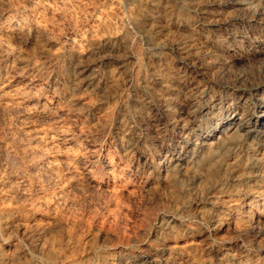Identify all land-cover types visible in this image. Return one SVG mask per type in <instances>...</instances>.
<instances>
[{
	"label": "rangeland",
	"instance_id": "obj_1",
	"mask_svg": "<svg viewBox=\"0 0 264 264\" xmlns=\"http://www.w3.org/2000/svg\"><path fill=\"white\" fill-rule=\"evenodd\" d=\"M231 5L0 0V264H264L263 146L255 155L215 133L195 165H158L161 142L185 134L173 126L198 106L196 86L263 80L264 21ZM62 132L73 145L58 149Z\"/></svg>",
	"mask_w": 264,
	"mask_h": 264
},
{
	"label": "bare ground",
	"instance_id": "obj_2",
	"mask_svg": "<svg viewBox=\"0 0 264 264\" xmlns=\"http://www.w3.org/2000/svg\"><path fill=\"white\" fill-rule=\"evenodd\" d=\"M257 1V0H256ZM227 2V1H226ZM255 2V1H254ZM254 2H248V0H228V3H230V5H239V6H245L246 10H250V14L251 15V20L249 21V23H257L261 20L264 21V2L263 0L259 1L257 4H254ZM222 3V2H221ZM185 4V3H184ZM231 5V6H232ZM247 6V7H246ZM249 14V15H250ZM259 24V23H258ZM192 37V36H191ZM226 44V43H225ZM230 45V44H229ZM227 46V45H226ZM188 45L186 46V43H182L181 45L178 46V50H179V55L180 56H184L183 58L187 59L185 56L188 55L189 57V50H188ZM71 49V48H70ZM232 49V48H231ZM242 49V48H241ZM208 53V52H207ZM206 53V54H207ZM193 55V54H192ZM98 56V55H97ZM233 57V56H232ZM264 58V57H263ZM184 61V60H183ZM226 61V60H225ZM230 62V61H229ZM250 64V63H248ZM229 65V64H228ZM233 65V64H232ZM231 66V65H230ZM229 66V67H230ZM188 67V66H187ZM183 69L181 72H179V75L181 74L180 77H185L188 73L190 74H194V68L193 66L190 65L189 69ZM228 67V66H227ZM222 68V67H221ZM224 68V67H223ZM233 68V67H232ZM235 68V67H234ZM241 68V67H240ZM194 69V70H193ZM233 70V69H232ZM237 70V69H235ZM249 70V69H248ZM243 72L246 70H242ZM251 71H254L253 69ZM226 72V71H225ZM238 72V71H237ZM236 72V73H237ZM239 72H241L239 70ZM238 72V73H239ZM259 73V71H257ZM256 72V73H257ZM261 72V71H260ZM224 73V72H223ZM237 73V75H238ZM245 73V72H244ZM255 73V71H254ZM257 73V77L258 75H262L261 73L258 74ZM247 77L246 78H241L240 75H238L240 78H238L234 84H232L231 86L229 85L224 92H219L218 90L216 91L215 89L212 90V86L211 89L208 86H196V88H194V99L197 103V107L196 109L191 111V115H190V119L189 120H185L179 124H175L173 127H179L181 130H183L185 132V134H183L181 137H179V140H175L173 138H169L168 140H165L164 142H161L160 144V148H159V152L164 154L163 155V160L162 162L158 163V165L161 167L163 173H166L168 171H174V172H179L181 170H185L187 168L185 167H190V165L194 164V160H196L200 154L203 148H207V146L205 145L204 137H208V136H213L215 133L220 134L221 137L227 139V140H234L240 144H244L247 146V151L248 153H254L256 155L257 150L254 148L255 146H263L264 147V76H263V80L261 77V81L260 82H254L253 80V73L250 75L249 73H247ZM234 75V74H233ZM255 75V74H254ZM226 76V75H225ZM243 76V75H242ZM246 76V75H245ZM219 77V76H218ZM256 77V76H255ZM256 77V78H257ZM259 79V78H257ZM196 81V80H195ZM219 81V80H218ZM222 82V81H221ZM197 83V82H196ZM207 83V81H206ZM226 83V82H225ZM35 84V83H34ZM222 84V83H221ZM197 85H199L197 83ZM237 85H239L237 87ZM189 86V85H188ZM29 89V88H28ZM31 89V88H30ZM192 89V88H191ZM26 90V89H25ZM28 91V90H27ZM30 91V90H29ZM28 91V92H29ZM223 91V90H222ZM26 92V91H24ZM189 92V90H188ZM192 92V91H191ZM209 92L211 93H217L216 95H213L210 99V103L207 104L208 98H209ZM4 93V92H3ZM31 93V92H30ZM190 94V93H188ZM22 95L23 92H22ZM29 95V94H28ZM3 96V95H2ZM11 96V95H10ZM16 96V95H15ZM14 96V97H15ZM45 96V95H44ZM191 96V95H190ZM13 97V98H14ZM18 97V96H17ZM20 97V96H19ZM188 97V96H186ZM3 98V97H2ZM25 98V99H24ZM15 99H17L15 97ZM193 99V100H194ZM1 100V99H0ZM14 100V99H13ZM24 102H28L29 101V97L27 95H25V97H23ZM10 101L11 98H10ZM9 101V102H10ZM15 101V100H14ZM13 101V102H14ZM36 101V100H35ZM9 102H6L5 106H7L9 104ZM193 103V102H192ZM200 103V104H199ZM2 104V103H1ZM29 105V104H28ZM27 105V106H28ZM42 105V104H41ZM191 105V104H190ZM4 106V105H3ZM194 107V106H193ZM167 109V108H166ZM30 110V109H29ZM189 111V110H188ZM187 116V115H186ZM137 118V117H136ZM183 119V118H182ZM21 120V119H20ZM135 120V118H134ZM158 121V120H156ZM179 121V120H178ZM212 122V124L210 126H208L207 130L204 132H200V129L203 125H206L207 123ZM152 124V123H151ZM156 124V123H155ZM137 125V124H136ZM150 125V124H149ZM154 125V124H153ZM147 126V125H146ZM152 127V126H151ZM156 127V125H155ZM162 127V126H160ZM59 128V127H58ZM144 128V127H143ZM146 128V127H145ZM149 128V127H148ZM163 128V127H162ZM35 130H31V132L27 131L24 132V134L26 133V136H28V139H31L30 141H32L34 138L36 139V137L42 133L41 130L34 128ZM61 129V128H60ZM161 129V128H160ZM155 130V128H154ZM156 130H158L156 128ZM198 130V131H197ZM49 131V130H48ZM47 131V132H48ZM58 131V130H57ZM59 131H63V130H59ZM58 131V132H59ZM147 131V130H146ZM164 131V130H163ZM169 131V130H168ZM174 131V130H173ZM46 132V133H47ZM151 132V131H149ZM156 132V131H155ZM179 132V131H178ZM181 132V131H180ZM22 133V132H21ZM19 133V134H21ZM44 133V132H43ZM55 133V132H54ZM61 133V132H59ZM65 133V132H64ZM62 132V134H59V137H62L57 144H53L54 146L58 147L60 145H62V143H64L63 141H69L68 139H66ZM146 133V132H145ZM167 133V132H166ZM48 134V133H47ZM151 134V133H150ZM160 134V133H159ZM181 134V133H180ZM49 135V134H48ZM167 135V134H166ZM25 136V135H24ZM40 136V135H39ZM57 136V135H56ZM154 136V135H153ZM161 136V135H160ZM218 135V137H220ZM13 137V136H12ZM49 137V136H48ZM152 137V136H151ZM150 137V139H151ZM171 137V136H170ZM220 137V138H221ZM24 138V137H23ZM44 138V137H43ZM149 138V136H148ZM163 138V137H161ZM19 139V138H18ZM38 139V137H37ZM41 139V138H40ZM54 139V136L51 135L47 140L45 138V142L44 144H42V146H47L49 144H51L52 140ZM56 139V138H55ZM155 139V138H153ZM20 140V139H19ZM43 140V139H42ZM163 141V140H161ZM221 141V140H220ZM217 142V141H216ZM219 142V141H218ZM222 142V141H221ZM224 142V140H223ZM228 142V141H227ZM42 142H40L41 144ZM68 145L70 144V141L67 142ZM160 143V142H159ZM18 144V143H17ZM158 144V143H157ZM209 144L210 142H208V148H209ZM213 144V143H212ZM222 144V143H221ZM237 144V143H236ZM38 145V144H37ZM36 145V147H37ZM67 145V146H68ZM73 145V144H72ZM218 144H216L217 146ZM53 146V147H54ZM24 147V146H23ZM35 147V148H36ZM63 147V146H62ZM65 147V146H64ZM215 147V146H214ZM228 147V146H226ZM232 147V146H231ZM238 147V146H237ZM26 148V147H25ZM28 148V147H27ZM43 148V147H40ZM45 148V147H44ZM71 148V147H70ZM211 148V147H210ZM213 148V147H212ZM218 148V146H217ZM261 148V147H260ZM24 149V148H23ZM58 149H60V147H58ZM64 149V148H63ZM236 149V148H233ZM36 150V149H34ZM45 150V149H44ZM62 150V149H61ZM66 150V148L64 149ZM206 150V149H204ZM209 150V149H207ZM215 150V149H213ZM242 150V149H241ZM244 150V149H243ZM33 151V150H32ZM37 151V150H36ZM68 151V150H67ZM218 151V149H217ZM216 150L215 151H210V156L213 159L214 156H216L218 154ZM240 151V150H239ZM238 151V152H239ZM259 151V150H258ZM40 152V151H39ZM43 152V150H42ZM64 152V151H63ZM231 152V151H230ZM228 152L227 155L230 153ZM236 152V151H235ZM244 152V151H243ZM242 152V153H243ZM204 153V151H203ZM223 153H225L224 149H223ZM247 153V152H246ZM259 153V152H258ZM257 153V154H258ZM263 153V152H262ZM67 154V153H65ZM161 154V155H162ZM232 154V153H231ZM237 154V153H236ZM264 154V153H263ZM43 155V154H42ZM58 155V154H57ZM69 155V154H68ZM206 155V154H203ZM202 155V156H203ZM223 155V154H221ZM220 155V156H221ZM253 155V154H252ZM261 155V154H260ZM50 156V155H49ZM64 156V155H63ZM62 156V157H63ZM150 155L148 153H142L138 156V160H141L142 163L144 164V166H149L151 163V159L149 157ZM158 156H160V154H158ZM239 156V155H238ZM241 156V154H240ZM248 156H250L248 154ZM254 156V155H253ZM61 158V156H59ZM227 157V156H226ZM229 157V156H228ZM233 157V155H232ZM246 157V156H245ZM262 157V156H261ZM260 157V158H261ZM64 158V157H63ZM200 158V157H199ZM202 158V157H201ZM222 158V156L220 157ZM240 158V157H239ZM244 158V157H243ZM264 159V157H262ZM65 159V158H64ZM68 159V158H67ZM218 159V157H217ZM234 159V158H233ZM237 159V157H236ZM241 159V158H240ZM239 159V160H240ZM247 159V157H246ZM252 159V158H251ZM255 159V158H254ZM43 160V159H42ZM66 160V159H65ZM151 160V161H150ZM244 160V159H243ZM261 160V159H260ZM58 161V160H57ZM198 161V160H197ZM202 161V160H201ZM204 161V160H203ZM216 161V160H215ZM214 161V162H215ZM218 161V160H217ZM216 161V163H217ZM222 161V160H221ZM225 161V160H223ZM259 161V159H258ZM10 162V161H9ZM51 162V161H50ZM210 162V161H209ZM213 162V161H212ZM213 162V163H214ZM243 162V161H242ZM252 162V161H251ZM255 162V161H254ZM45 163V162H44ZM49 161L46 163L48 164ZM52 163V162H51ZM54 163V161H53ZM52 163V164H53ZM63 163V162H62ZM200 163V162H199ZM204 163V162H203ZM219 163V162H218ZM217 163V166H219ZM225 163V162H224ZM245 163V161H244ZM243 163V165H244ZM258 162H256L257 164ZM259 163H261L259 161ZM11 164V163H10ZM55 164V163H54ZM205 164V163H204ZM220 164V163H219ZM241 164V163H240ZM195 165V164H194ZM199 165V164H197ZM248 165V164H247ZM260 165V164H259ZM262 165V164H261ZM46 166V165H45ZM56 166H58L56 164ZM185 166V167H184ZM201 167H203L202 165H199ZM209 166V165H208ZM211 166V165H210ZM48 167V166H46ZM52 167V165H51ZM86 167V166H85ZM88 167V166H87ZM90 167V166H89ZM206 167V166H205ZM212 167V166H211ZM220 167V166H219ZM232 167V165H231ZM247 167V166H245ZM261 166H259L260 168ZM49 168V167H48ZM55 168V167H54ZM197 168V166L195 167ZM194 168V169H195ZM200 168V167H199ZM198 168V169H199ZM213 168V167H212ZM248 168V167H247ZM246 168V169H247ZM256 168V166H255ZM262 168V167H261ZM52 169V168H51ZM196 169V170H198ZM211 169V168H210ZM209 169V170H210ZM214 169H217L216 167ZM251 169V168H250ZM46 170V169H45ZM89 170V169H88ZM201 170V169H200ZM198 170V171H200ZM219 170V169H218ZM249 170V169H248ZM264 170V169H263ZM51 171V170H50ZM87 171V170H86ZM161 171V172H162ZM192 171V170H191ZM55 172V171H54ZM53 172V173H54ZM89 172V171H88ZM211 172V171H210ZM256 172V171H255ZM259 172V171H258ZM262 172V171H261ZM264 172V171H263ZM160 173V172H159ZM189 173V172H188ZM194 173V172H193ZM208 176V171L205 172ZM253 173V172H252ZM41 174V173H40ZM47 174V173H46ZM52 174V173H50ZM250 174V173H248ZM257 174V173H256ZM159 175V174H158ZM173 175V174H172ZM171 175V176H172ZM178 175V174H177ZM193 175V174H192ZM203 175V174H202ZM23 176V175H22ZM55 176V175H54ZM180 176V175H179ZM197 176V175H195ZM210 176V175H209ZM212 176V175H211ZM263 176V175H262ZM187 177V176H186ZM206 177V176H205ZM213 177V176H212ZM239 177V176H238ZM237 177V178H238ZM46 178V177H45ZM58 178V177H57ZM131 178V177H130ZM188 178V177H187ZM191 178V175H190ZM214 178V177H213ZM174 179V178H173ZM200 179V178H199ZM215 179V178H214ZM235 179V178H234ZM258 179V178H257ZM208 181V180H207ZM206 181V182H207ZM178 182V181H177ZM254 182V181H253ZM213 183V182H212ZM218 183V182H217ZM219 184V183H218ZM216 184V185H218ZM242 184V183H240ZM239 184V186H240ZM215 185V184H212ZM219 186V185H218ZM222 186V185H221ZM238 186V185H237ZM242 186V185H241ZM257 186H259L257 184ZM263 186V185H262ZM214 187V186H213ZM224 187V186H223ZM261 187V186H260ZM218 188V187H217ZM257 188V187H256ZM240 189V188H239ZM223 190V189H222ZM234 190V189H233ZM249 190V189H248ZM132 191V190H131ZM202 191V190H201ZM227 191V190H226ZM238 191V189H237ZM243 191V190H242ZM247 191V190H246ZM235 193V192H234ZM226 194V193H225ZM244 194V193H243ZM203 197V196H202ZM251 197V196H250ZM209 199V198H208ZM259 199V198H258ZM207 200V199H206ZM251 201V200H250ZM215 202V201H214ZM219 202V201H216ZM252 202V201H251ZM213 203V202H212ZM225 204V203H224ZM255 204V203H254ZM41 205V204H40ZM39 205V206H40ZM218 205V204H217ZM236 205V204H235ZM247 205V204H246ZM233 206V205H232ZM221 207V206H220ZM234 207V206H233ZM238 207V206H237ZM258 207V206H257ZM244 208V207H243ZM13 209V208H12ZM255 209V208H254ZM217 210V209H216ZM236 210V209H235ZM234 210V211H235ZM240 210V209H239ZM225 211V210H224ZM249 211V210H248ZM239 212V211H238ZM247 212V211H246ZM245 212V213H246ZM255 212V211H254ZM257 212V210H256ZM232 213V212H231ZM236 213V212H235ZM220 214V213H219ZM234 214V213H233ZM249 214V213H247ZM246 214V215H247ZM251 214V213H250ZM207 215V214H206ZM218 215V213H217ZM232 215V214H231ZM244 215V214H243ZM223 216V215H222ZM233 216V215H232ZM237 216V215H236ZM27 218V217H26ZM37 218V217H36ZM39 218V217H38ZM174 218V217H173ZM211 218V217H210ZM242 218V217H241ZM254 218V217H253ZM44 219V218H43ZM244 219V218H243ZM242 220V219H241ZM33 221V220H32ZM44 221V220H43ZM247 223V219L244 220ZM243 221V222H244ZM38 222V221H37ZM25 223V222H24ZM24 223L21 225H24ZM34 223V222H33ZM46 223V222H45ZM248 223H251V221ZM247 223V224H248ZM32 224V223H30ZM37 224V223H36ZM35 224V225H36ZM41 224V223H40ZM43 224V223H42ZM47 224H49L47 222ZM46 224V225H47ZM241 224V223H240ZM239 224V225H240ZM243 224V223H242ZM34 225V226H35ZM39 225V223H38ZM175 225V224H174ZM250 225V224H249ZM28 226V224H27ZM26 226V227H27ZM41 226V225H40ZM238 226V225H237ZM22 227V226H21ZM25 227V226H24ZM46 227V226H43ZM42 227V228H43ZM173 227V225H172ZM235 227V226H234ZM39 228V227H38ZM236 228V227H235ZM227 229V228H226ZM234 229V228H233ZM226 233V232H225ZM228 234V233H227ZM162 236V235H161ZM164 239V237H163ZM140 253V251H139ZM6 255V254H5ZM3 255V256H5ZM140 256H142V254L140 253L138 258H140ZM145 259V256H143ZM6 259V258H5ZM8 259V258H7ZM3 260V259H2ZM1 261V260H0ZM154 261V260H153ZM130 262V261H129ZM150 262V261H149ZM2 264V263H1Z\"/></svg>",
	"mask_w": 264,
	"mask_h": 264
}]
</instances>
